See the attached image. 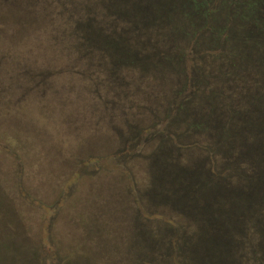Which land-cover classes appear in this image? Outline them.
<instances>
[{
  "label": "rangeland",
  "instance_id": "1",
  "mask_svg": "<svg viewBox=\"0 0 264 264\" xmlns=\"http://www.w3.org/2000/svg\"><path fill=\"white\" fill-rule=\"evenodd\" d=\"M63 1L67 2L69 13L75 15L76 22L88 24L91 44H103L121 66L133 60L134 39L140 30L148 26L147 22L157 19L145 22V13L149 10L162 12L163 25L160 21L154 22V25L159 24L155 26L159 27V32L153 35V30L149 40L159 39L163 55L150 62V66L143 64L139 76V73H133L129 77L120 69L115 79L120 88L126 87L129 91H126L129 106L140 108L137 122L144 117L149 119L152 114L157 118L148 121L155 126L151 135V131L140 134V124L136 122L130 135L132 140L127 139L137 157L151 154L158 147L164 152L163 175L167 179L163 183H154L156 169L155 172L152 170L150 180L146 173L142 176L145 185L151 188V196L155 186L156 195L166 191L171 201L176 197L178 203L192 206L193 211L205 219L210 232L195 244L191 243L192 239L186 244L185 237L177 240L180 249L177 253V243L175 248L171 245L173 254L167 252V255L172 257L175 253L173 264H193L191 260L195 255L194 264L215 263L207 262V257L218 261L227 258L228 252L236 253L239 262L235 264H264V0ZM107 6L117 9L109 11ZM168 42L175 44L168 46ZM203 50L209 53L206 67L200 59ZM153 75L160 81L152 79ZM61 77L58 82L63 81ZM137 77L143 78L137 80ZM104 103L102 108H107L109 104ZM177 111L181 117L188 116L187 132H196L198 137L185 144L194 148L193 155L182 156L180 153L173 158L175 154L164 150L171 145L170 138L163 136L160 142L156 138L167 130L170 122L181 119H175ZM74 113L83 111L79 108ZM102 120L98 118L94 124L104 123ZM106 120L108 123V115ZM11 132L6 134L15 141L11 148L13 152L5 148L7 138L0 137V141H4L0 147L6 152L2 153L0 148V201H7L6 194L11 193L8 190L14 189L15 198L22 200L20 204L40 201L53 206L59 202L61 209L51 223L56 209H46L44 233L40 230L39 239L36 231L31 229L29 242L35 237L37 240L27 253V239L16 241L26 221L12 215L6 202L0 204V264H59L60 224L67 215L75 213L80 217L77 229L80 235L74 247L66 251L102 258L110 248L123 251L131 247L127 246L125 229L131 219L135 220L129 206V201L133 200L127 193L129 187L123 180L125 175L120 174L121 169L106 167L105 173H87L84 170L94 169L91 161V169L73 171L62 181L64 170L57 171L55 161L47 160L60 153L48 156L44 150L45 155H42L40 145L44 140L39 136V129L30 133L18 129ZM49 139L58 148L66 147L70 153L92 150L90 147L96 143L93 136L85 142L73 138L67 146L62 145L60 139L57 144L53 138ZM16 160L22 163L21 173ZM138 161H133L132 166H137ZM3 163L9 173L14 174H10L12 182L21 186V190L6 182L8 168L4 172ZM189 163L192 168L188 169ZM137 170L138 166L131 170L132 187L140 193L144 188L140 187L141 177ZM120 177H123L122 181ZM128 191L132 194L131 189ZM53 196L58 201L46 200ZM93 202L99 204L94 208L95 213ZM35 211L40 213L38 209ZM94 231H97V239L92 237ZM182 233L188 234L184 230ZM81 235L84 239H80ZM130 237L134 238L133 235Z\"/></svg>",
  "mask_w": 264,
  "mask_h": 264
},
{
  "label": "trees",
  "instance_id": "2",
  "mask_svg": "<svg viewBox=\"0 0 264 264\" xmlns=\"http://www.w3.org/2000/svg\"><path fill=\"white\" fill-rule=\"evenodd\" d=\"M107 8L109 11L117 9L114 6H107ZM74 16L73 13H69L67 2L63 0H0V137L7 138L5 142L8 145L6 144L5 148L13 152L11 148L15 141L13 142L11 136L6 133L11 134L12 129L27 130L29 133L39 129L41 131L39 136L44 140V144L40 145L42 155H45L44 150L48 156L60 153L55 158L47 157V160L55 161L54 165L57 171L64 170L62 181L73 171L84 170L86 167L91 169V165L95 170L84 171L94 174L105 173L103 171L108 167L109 170L110 168L121 169L122 173L120 172V174L125 175L123 180L129 187L127 193L133 200L129 201L130 214L135 218V220L131 219L128 228L125 229L128 238L127 246L131 247L125 248L123 251L110 248L109 252L103 253L102 258L84 252L66 251L68 248L74 247L75 242L78 241L77 229L80 225V217L75 213L67 215L66 220L62 219L60 224L59 264H173L176 261L175 253L180 251L177 240L185 237L186 244L191 239L193 241L191 243L195 244L199 238L204 240V237H207L210 232L205 225V219L197 215L192 206H186L182 202L178 203L179 200L176 197L171 201L167 198L169 195L166 191H163L159 196L156 195L155 186L154 194L151 196V188L145 185L142 176L146 173L150 180L152 170L155 172L156 169L154 183H163V180L167 179L163 175L164 152L158 147L151 154L137 157L131 151L132 146H129L131 143L127 144V141L132 135V127L136 126L137 118L139 120L138 111L140 108L129 106L127 99L129 91L126 90V87L120 88V84H117L115 79V74L119 73L120 69L127 76L132 77L133 73L137 74L141 71L143 64L150 66L155 58L163 55L160 52L162 47L158 42L159 39L149 40L153 30V35L159 32V27H155L159 25L158 21L163 25L162 12L149 10L145 13V22L149 19H151L150 21L154 18L157 19L151 23L147 22L148 26H145L143 31L140 30L139 36L134 39L136 45L132 48L133 54L131 53L133 60L122 66L116 64V58L114 59L110 52L103 48V44L102 46H99L100 43L99 45L91 44L93 42L88 37L90 31L88 32L86 27L88 24L85 26L84 23L76 22ZM154 22H158L157 25H154ZM149 31L150 35H148ZM174 44L168 42L167 45ZM177 44L182 45L180 42ZM169 50L172 49L169 48ZM208 58L209 53L203 50L200 59L204 61L205 67ZM139 75L140 73L137 74V76ZM59 76H62L63 81H57ZM152 79L160 81L156 75H153ZM145 99L147 100V98ZM103 103L104 105L108 103L109 106L102 108ZM64 105L68 106L64 107ZM60 107L62 110L59 109ZM79 108L83 113L75 114L74 110ZM102 109L108 110L107 113ZM179 114L177 111L175 119L177 117L181 119L178 122H170L167 130L158 134L159 137L156 138L159 142L163 136L170 138L171 145L166 149L163 148L175 154L173 158L180 153L182 156L194 153V148L187 147L185 144H188L186 142L190 139L198 137L196 132H187L189 131L188 116L183 117L182 115L181 117ZM138 115L139 117H137ZM154 117L152 114L150 118L157 119ZM98 118L101 120L103 118L104 123L99 121L98 124H94V120H98ZM150 118L145 119L144 117L141 122H137L140 124L138 130L140 134L146 135L150 131L149 135L153 133L155 126L152 121L148 123ZM91 136L94 137L96 143L90 147L92 150L87 149L85 152L70 153L65 150L66 147L58 148L49 142V138H53L57 144V139H60L61 144L67 146V143L73 138L79 142H85L88 138L91 140ZM154 136L156 137V135ZM130 140L132 139L130 138ZM20 144L23 145L24 142H20ZM0 145H4V141H0ZM1 151L5 152L2 148ZM18 160L20 161V159ZM18 160H16L17 163ZM135 160H139L137 164L139 170L137 171L141 177L140 187L144 188L140 193L132 187L131 170L137 167L132 166ZM17 163L19 173H21L22 163ZM41 163L42 161H40ZM4 168L8 167L4 164ZM186 168H192L190 163ZM8 171H10L9 168ZM10 174L13 173H9V177L5 180L20 189L21 186L12 182L13 177L11 178ZM122 178L120 177L121 181ZM67 180L66 182H68ZM18 182L22 183L20 179ZM118 183L120 184V181ZM36 189L40 195L39 185ZM129 189L132 190V194L128 191ZM46 200L58 201V198L55 199L53 196L52 199ZM25 201H28L27 196H25ZM18 202L0 201V204L5 203L7 207L9 204L12 215L26 221V225L20 229L16 241L26 238L28 253L31 250L30 245L36 242L37 237L39 238L40 230H42V234L44 233L48 212L46 209H56L53 217L51 216V223L56 220L61 207L59 208V202L53 206H48L40 201H28L22 204ZM93 203V212L95 213L99 204ZM35 209H38L40 213ZM131 210L133 211L131 212ZM88 211H90L89 207ZM71 216L72 219H70ZM76 217L77 221H75ZM31 229L36 231L37 237L29 242L28 234ZM183 230L188 234L184 235ZM92 234V237L95 236L97 239V231ZM131 235L134 238H131ZM83 237L81 235L80 239ZM175 243H177L176 250L174 249L175 253L169 257L167 252L173 254L171 245L174 244L175 248ZM187 246L186 251L188 250ZM195 256H192L191 263L193 261L195 263ZM226 256L227 258L223 257L218 261L214 259L212 261L208 256L207 262H215L210 264L239 262L236 253L228 252ZM184 264L188 263L184 262Z\"/></svg>",
  "mask_w": 264,
  "mask_h": 264
},
{
  "label": "crops",
  "instance_id": "3",
  "mask_svg": "<svg viewBox=\"0 0 264 264\" xmlns=\"http://www.w3.org/2000/svg\"><path fill=\"white\" fill-rule=\"evenodd\" d=\"M0 159H2V158H0ZM3 164H4V163H3ZM2 169H4V172H5V169H6V168L2 167ZM6 172H7L6 174L8 175V174H9V173H8V172H9L8 169H6ZM6 174H5V175H6ZM6 182L12 187V185H11L12 183H11V182H8V181H6ZM7 187H8V186H7ZM12 188H13V187H12ZM13 190H14V189H12V190L9 189V190H8V191H10L11 193H10V194H6V198H5V199H6L7 201H13V199L16 200V201H22L20 198H15V196H14V194H13V193H14ZM12 192H13V193H12ZM23 201H24V200H23ZM20 218H23V217H20Z\"/></svg>",
  "mask_w": 264,
  "mask_h": 264
}]
</instances>
